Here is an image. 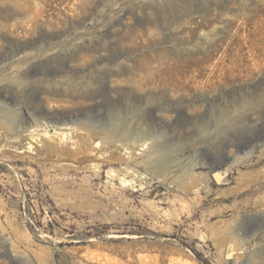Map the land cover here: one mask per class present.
<instances>
[{
	"label": "rangeland",
	"instance_id": "1",
	"mask_svg": "<svg viewBox=\"0 0 264 264\" xmlns=\"http://www.w3.org/2000/svg\"><path fill=\"white\" fill-rule=\"evenodd\" d=\"M0 264H264V0H0Z\"/></svg>",
	"mask_w": 264,
	"mask_h": 264
},
{
	"label": "bare ground",
	"instance_id": "2",
	"mask_svg": "<svg viewBox=\"0 0 264 264\" xmlns=\"http://www.w3.org/2000/svg\"><path fill=\"white\" fill-rule=\"evenodd\" d=\"M63 128H65L66 130H67V129H71L70 127H66V126H65V127H63ZM60 133H61L62 135H64V134H65V132H64V131H61Z\"/></svg>",
	"mask_w": 264,
	"mask_h": 264
}]
</instances>
